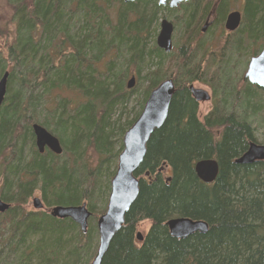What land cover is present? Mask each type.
Here are the masks:
<instances>
[{
  "label": "trees",
  "instance_id": "obj_1",
  "mask_svg": "<svg viewBox=\"0 0 264 264\" xmlns=\"http://www.w3.org/2000/svg\"><path fill=\"white\" fill-rule=\"evenodd\" d=\"M199 1L178 10L156 0H0V78L8 72L0 108V196L10 203L0 213V264L90 263L97 248L94 216L106 206L95 214L92 207L101 190V169L117 157L113 136L136 120L150 91L168 78L176 86L167 119L146 145L135 173L139 195L101 264H264V161L234 163L255 141L254 122H264L259 114L264 97L234 74L233 57L248 39L257 52L264 37V0H242V21L230 48L222 52L218 42L219 55L203 66L190 55V40L200 36L198 26L212 1L220 24L230 3ZM164 10L182 11L174 25L193 34L170 53L155 44ZM195 44L198 53L209 47ZM151 64L154 70L148 72ZM132 75L136 83L147 82L140 93L126 87ZM196 81L212 93L213 108L202 118L187 90V83ZM135 92L138 113L120 125ZM220 93L231 101L226 113L218 112ZM34 122L59 139L60 155L36 150ZM205 158L219 163L210 184L194 172L195 162ZM34 192L46 210L85 202L92 213L87 232L48 210H26ZM178 216L204 220L208 231L173 238L165 222ZM142 220L149 229L139 243L134 230Z\"/></svg>",
  "mask_w": 264,
  "mask_h": 264
},
{
  "label": "water",
  "instance_id": "obj_2",
  "mask_svg": "<svg viewBox=\"0 0 264 264\" xmlns=\"http://www.w3.org/2000/svg\"><path fill=\"white\" fill-rule=\"evenodd\" d=\"M135 1L123 0L124 3ZM167 1L157 0V3L159 6L167 4L169 8H175L187 0H169L168 3ZM240 23L241 13L239 11H231L226 16L224 28L228 31H234L239 27ZM207 25L208 21L201 30L205 31ZM172 32L173 23L167 18H162L155 43L165 53L170 52L172 49ZM7 77L8 72H5L0 78V108L6 95ZM244 79L264 90V45L259 54L249 61ZM134 85L135 76L132 75L127 80L126 87L131 89ZM189 90L195 101L205 102L210 100V95L204 89L190 85ZM174 91L175 84L172 78L160 82L157 87L150 91L140 114L123 134L122 150L118 155L117 167L110 180L107 204L104 212L96 220L97 248L89 264H101L112 239L125 223V215L139 195V179L135 176V173L143 162L146 154V145L151 135L160 129L167 119ZM31 130L34 135L35 148L39 153H43L45 149L55 155L62 153L59 139L42 125L33 123ZM256 161H264V144L251 142L245 152L234 160V163L248 165ZM194 172L196 177L203 183H213L219 172V163L213 158L197 160L194 164ZM144 175L148 176L149 172L146 171ZM9 206L10 204L4 202L0 196V213L7 211ZM31 206L35 210L44 209L43 203L38 196L32 197ZM91 214L85 202L78 205H54L49 209L51 217L59 220L71 219L78 225L79 230L83 234L88 230V220ZM165 225L169 235L176 239H185L194 233L205 234L208 231V223L206 221L189 217H172L165 222ZM143 238L144 236L140 232L135 234L137 241L141 242Z\"/></svg>",
  "mask_w": 264,
  "mask_h": 264
},
{
  "label": "rangeland",
  "instance_id": "obj_3",
  "mask_svg": "<svg viewBox=\"0 0 264 264\" xmlns=\"http://www.w3.org/2000/svg\"><path fill=\"white\" fill-rule=\"evenodd\" d=\"M193 1H195V0H193ZM156 2H157V0H156ZM199 3L201 5H203L205 3V1L204 0H200ZM212 3H214V1H212ZM229 3L230 4H229V7L227 8V12H229V11H236V10L240 11V8H241V5H242L243 1L242 0H229ZM114 10H115V8H112V7L108 8L107 9L108 16H112V12ZM178 10L176 12L175 11L174 12H170V11L168 12V10H164V15L160 16L159 19H158V21H157L158 26H157L155 38H156V35H157L158 31H159L160 19L167 18V19H169L174 24H175V22L178 23L177 17L180 16V14H182V11H179L178 12ZM201 24H202V21L200 22L198 28L199 27H202L203 24L202 25ZM218 29L220 30L219 27L216 28V26H215L214 27V31L211 29L206 37L205 36L202 37L199 34L200 36L197 35V37L192 38L191 36L193 34L191 36H187L188 35V32H186V28H183V27L176 28L175 27V30L172 32L173 33L172 40H173L174 45L176 47L179 43H181V41L183 39L185 40L187 37H191L192 39L190 41H193V42L190 43L191 49H192V52H191L190 55L191 56L193 55L192 58H194L197 55V57H195V60L197 59L198 61L202 62V66H203V65H205L206 60H208L209 58H212V57H214V59H215V57H217L219 55V51L216 52V46H217L218 42H219V47H220V45H223V47H224L221 50L222 52L226 48L225 52L227 53V48H230L229 46L226 47V45H229L230 44V40L227 39V44L225 45V41H226L225 35L224 34L222 35L220 33H217L218 32ZM215 32H216V34H214ZM218 38H219V41H217ZM260 40L258 42H260ZM195 41L196 42H202V43L205 44L202 47V49H206L207 48L206 47L207 45L209 47L207 48V50L205 52L198 53L197 52V49H196ZM148 45L151 46V43L149 42ZM252 47H253V50H254L255 46H252ZM258 50H259V47H258ZM258 50H257V52H258ZM235 55L236 56H234V74L235 75H238V76L241 75V78H242V74H243V72L245 70V66H246V64H247V62H248V60H249V58L251 56V51H249V50H247V49L244 48L242 50V54L235 53ZM168 61L170 63V59ZM165 63H166V66L168 67L169 72H170L171 69L169 68L170 67L169 66V63L167 64V61H165ZM152 67L153 66L151 64V66H150L151 69H149L148 72H151V71L154 70V69H152ZM146 84H147V82H145L143 84V83H140V82L137 81V83H135L134 87L131 88V89H134L136 92L140 93L142 91L143 87ZM240 85H241V83H238L236 85V89H239V86ZM194 86L195 87L203 88L202 86H199L197 84H195ZM137 95H138L137 93L136 94H133L132 97L130 98L128 105H126L127 108H126V110H124L122 112L123 114H122L121 119H120V122L118 124L122 125V124L127 123L129 120H131L135 116V114L138 113V105L136 104V99H137L136 96ZM261 97H262V95H261ZM261 100H262V98H261ZM212 103H213L212 101H207L205 103L203 102V103H200L199 104V106H198V112H197V115H198L199 118H202L206 113H208L210 111L209 109H210V106H211ZM261 103H264V98L261 101ZM257 104H258V102H257ZM259 109L261 110L259 112V114H261V117L264 118V104H262ZM226 112H228V109H227ZM250 119L252 120L253 119V116H251ZM254 119H257L258 121H260L258 119V117H254ZM132 123L129 124L128 128L132 125ZM128 128L125 126L123 133L119 134V131H116L115 134H114V136H113V138H114V140H113V143H114L113 144V150H114V152L117 153V157L116 158L114 157L113 159L110 160V165L108 166V169H103V168L101 169V176H100V184H101L100 185L101 186L100 189L101 190L96 195L97 197H95V200H94V203H93L94 205H93L92 208L94 209V214L100 212L102 210V208L104 206H106V204H107V199H108L109 192H110V180H111V177L110 176H111V172H113V171L116 170L117 161H118V155H119V153L122 150V137H123V134L125 133V131ZM254 138H255V141L254 142L259 143V144H264V122L263 121L254 122ZM88 160H89V165H91V166L92 165H95L96 162H95L94 159H91V157H89ZM0 190H1V180H0ZM33 196H40V195L37 192H34V194L32 195V197ZM32 197L29 199V202H28V204L26 206V210L34 211V209L31 206V199H32ZM47 210L49 211V208ZM94 217L97 219L99 217V214L97 216H94ZM91 220L94 221V219H91ZM148 229H149V222L148 221L142 220V221L138 222L137 225L135 226L134 237H135V234L137 232H140L144 236L146 234V232L148 231ZM68 236H69V234H67V237ZM97 241H98V234H96V238H95V242H97ZM136 242H138V241L136 240ZM88 254H89V250L87 252V255ZM10 259H16V258L14 256H12ZM32 262L33 261H31L29 264H31ZM81 264H83V263H81Z\"/></svg>",
  "mask_w": 264,
  "mask_h": 264
},
{
  "label": "flooded vegetation",
  "instance_id": "obj_4",
  "mask_svg": "<svg viewBox=\"0 0 264 264\" xmlns=\"http://www.w3.org/2000/svg\"><path fill=\"white\" fill-rule=\"evenodd\" d=\"M189 1L190 0H187V1H185V2H182V3H180L177 7H175V8H177V9H179L180 10V5L181 4H183V3H189ZM169 2V0L167 1V3ZM162 7H166V8H168L169 9V7H168V5L166 4L165 6H162ZM175 8H171V9H175ZM216 8H217V3H213V6H212V8L209 10V12H208V14H207V16L205 17V19L202 21V27L206 24V22L208 21V25H207V27H206V30L205 31H202L201 29H202V27H199V31H200V35L203 37V36H206V35H208V33H209V31L212 29L213 31H214V27L216 26V28L217 27H219L220 28V30L218 29V32L217 33H220V34H224L225 35V39H226V41H225V45L227 44V39H229L230 40V42L232 41V39L233 38H235L236 37V35H237V30H238V28L236 29V30H234V31H228V30H226L225 28H224V22H225V19H226V16H227V14L229 13V12H231V11H229V12H227L226 11V14L224 15V18H223V21H222V23L220 24V23H217V19H218V16H217V10H216ZM204 22V23H203ZM175 30V26H174V23H173V31ZM222 31H224V32H222ZM214 34H216V32L214 33ZM213 34V35H214ZM172 35H173V33H172ZM156 44V43H155ZM241 47L239 48L240 49V54H242V50L245 48V49H247V50H249V51H251V56H250V58H249V60H248V62H247V64H246V66H245V70H244V72H243V74H242V80L245 82V84H246V86L247 87H249V89L250 90H253V87H255V88H257V89H259L260 90V92L263 94V97H264V90L263 89H261V88H258L257 86H255V85H253V84H250L246 79H244V74H245V72H246V69H247V66H248V63H249V61L253 58V57H255V56H257L258 54H259V52L262 50V48H263V45H264V37L260 40V42H259V50H258V52H255L254 53V50H253V47L252 46H254V42H253V40L252 39H248L247 41H242L241 43ZM226 47H228V45H226ZM174 48H175V45H174V42H173V40H172V49H171V51L170 52H172L173 50H174ZM175 51V50H174ZM170 52H168V53H170ZM233 53H234V56H236L235 55V51H233ZM236 53H238L237 51H236ZM233 56V57H234ZM175 84V83H174ZM195 84H197V85H199V86H202L203 88H204V90L205 91H207L208 92V94L210 95V101H212V93H211V90H210V88L207 86V85H205V84H202L201 82H198V81H196V82H190V83H187V90H188V92H189V95H190V97L192 98V100L194 101V104H195V108H196V111L198 112V106H199V104L200 103H203V102H198V101H195V99L192 97V95H191V92H190V90H189V86L190 85H193V87H195L194 85ZM176 86V85H175ZM197 88H200V87H197ZM203 88H201V89H203ZM220 96H221V98H222V100L220 99L219 100V102L217 103L218 104V112L219 113H226V111H227V109H226V107H225V103H230L231 101H223V94L222 93H220ZM205 102H207V101H205ZM204 102V103H205ZM212 108H213V103L211 104V106H210V111L212 110ZM223 109V110H222ZM226 110V111H225ZM209 111V112H210ZM225 111V112H224ZM208 112V113H209ZM208 113H206L205 115H207ZM204 115V116H205Z\"/></svg>",
  "mask_w": 264,
  "mask_h": 264
},
{
  "label": "bare ground",
  "instance_id": "obj_5",
  "mask_svg": "<svg viewBox=\"0 0 264 264\" xmlns=\"http://www.w3.org/2000/svg\"><path fill=\"white\" fill-rule=\"evenodd\" d=\"M223 93V92H222ZM251 143V142H250ZM253 143H255V142H253ZM257 144H259V143H257Z\"/></svg>",
  "mask_w": 264,
  "mask_h": 264
}]
</instances>
